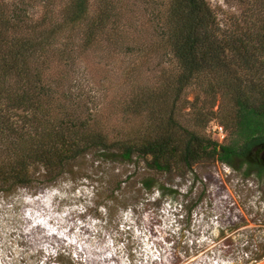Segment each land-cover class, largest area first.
Masks as SVG:
<instances>
[{
  "label": "trees",
  "instance_id": "trees-1",
  "mask_svg": "<svg viewBox=\"0 0 264 264\" xmlns=\"http://www.w3.org/2000/svg\"><path fill=\"white\" fill-rule=\"evenodd\" d=\"M145 2L153 15L137 23L132 0H0V192L38 179L57 183L86 158L143 162L147 173L181 177L221 161L264 179V0H237L230 25L208 0ZM99 52L141 53L129 76L140 74L147 53L175 63L159 85L128 80L120 110L137 122L130 132L108 130L67 87L64 68ZM204 73L216 76L233 102L222 116L232 129L223 142L177 117L186 89ZM141 182L172 194L151 175Z\"/></svg>",
  "mask_w": 264,
  "mask_h": 264
},
{
  "label": "rangeland",
  "instance_id": "rangeland-1",
  "mask_svg": "<svg viewBox=\"0 0 264 264\" xmlns=\"http://www.w3.org/2000/svg\"><path fill=\"white\" fill-rule=\"evenodd\" d=\"M208 1L228 25L240 12L237 0ZM132 2L137 23L151 19L145 0ZM140 54L92 53L64 68L68 89L113 133L130 132L137 123L120 110L128 80L159 85L162 73L175 67L166 56L147 53L140 74L129 76ZM198 79L186 89L177 117L223 142L232 129L222 116L233 102L212 73ZM144 171L143 162L86 158L57 183L38 179L31 188L0 192V264H264V179L221 161L199 163L185 177ZM145 175L166 182L172 194L147 191Z\"/></svg>",
  "mask_w": 264,
  "mask_h": 264
},
{
  "label": "built area",
  "instance_id": "built-area-1",
  "mask_svg": "<svg viewBox=\"0 0 264 264\" xmlns=\"http://www.w3.org/2000/svg\"><path fill=\"white\" fill-rule=\"evenodd\" d=\"M217 130H219V132H220V133L222 134V136L224 137V132H223L222 127L216 126V127H215V132H216ZM223 137H222V138H223Z\"/></svg>",
  "mask_w": 264,
  "mask_h": 264
},
{
  "label": "water",
  "instance_id": "water-1",
  "mask_svg": "<svg viewBox=\"0 0 264 264\" xmlns=\"http://www.w3.org/2000/svg\"><path fill=\"white\" fill-rule=\"evenodd\" d=\"M262 160H263V162H264V151H263V153H262Z\"/></svg>",
  "mask_w": 264,
  "mask_h": 264
}]
</instances>
